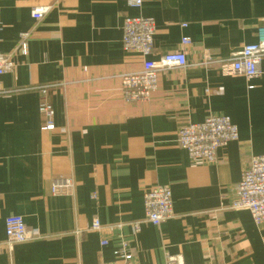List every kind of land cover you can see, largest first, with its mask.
Wrapping results in <instances>:
<instances>
[{
    "label": "crops",
    "instance_id": "obj_1",
    "mask_svg": "<svg viewBox=\"0 0 264 264\" xmlns=\"http://www.w3.org/2000/svg\"><path fill=\"white\" fill-rule=\"evenodd\" d=\"M138 16L155 20L150 60L185 51L188 63L160 70L150 101L130 103L121 77L144 58L124 50L123 21ZM261 26L264 0H0V52L15 62L1 78L0 244L10 216L39 235L1 248L0 264L123 262L124 241L133 264H264V225L230 208L252 157L264 155V59L252 79L226 70ZM26 32L27 54L18 49ZM44 86L54 131L42 129ZM212 115L229 116L240 138L216 163L195 162L177 133ZM58 177L72 178L73 196L52 194ZM157 185L171 188L174 210L159 226L144 209Z\"/></svg>",
    "mask_w": 264,
    "mask_h": 264
},
{
    "label": "built area",
    "instance_id": "obj_2",
    "mask_svg": "<svg viewBox=\"0 0 264 264\" xmlns=\"http://www.w3.org/2000/svg\"><path fill=\"white\" fill-rule=\"evenodd\" d=\"M132 8H141L143 0H126ZM50 6L35 8L32 17L40 21L50 11ZM156 24L153 18L138 16L126 17L123 21L122 44L126 52L135 53L144 58L143 68L139 72L124 74L122 81V96L126 102H148L158 91V74L160 70L182 68L187 65L185 51L166 54L158 60H150L154 51V36ZM30 33H22L18 49L27 54ZM190 45V40L184 38L182 46ZM234 60L226 70L228 72L252 79L260 74V66L264 59V26L258 28V42L245 45L234 56ZM15 62L10 55L0 52V95L7 91L2 86L1 78L11 73ZM43 101L40 112L43 115V130L54 131V110L49 99L50 87L40 90ZM240 138L239 128L229 116L212 115L203 122L183 126L177 133L180 148L185 150L195 162L216 163L218 153L228 144L237 142ZM54 196L70 197L74 195L75 183L70 177L55 178L51 186ZM233 210H248L258 226L264 225V155L252 157L249 167L244 170L236 187V198L230 206ZM145 222L159 226L174 216L172 190L169 186L157 185L144 193ZM102 224L95 220L91 229L98 231ZM120 228V227H119ZM139 231V224L135 225ZM39 235L29 230L22 216H10L6 219V241L0 244L12 252L14 246L37 240ZM107 245L106 241L102 242ZM123 262L102 264H133V256L128 250V242L124 241L119 250ZM167 264H184L177 256L168 257ZM205 264H213L207 262Z\"/></svg>",
    "mask_w": 264,
    "mask_h": 264
}]
</instances>
